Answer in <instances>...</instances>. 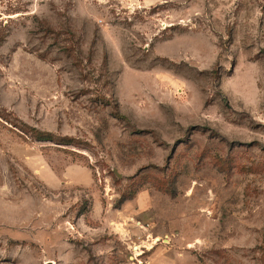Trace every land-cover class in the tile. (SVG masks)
I'll use <instances>...</instances> for the list:
<instances>
[{
  "label": "rangeland",
  "instance_id": "1",
  "mask_svg": "<svg viewBox=\"0 0 264 264\" xmlns=\"http://www.w3.org/2000/svg\"><path fill=\"white\" fill-rule=\"evenodd\" d=\"M49 263L264 264V0H0V264Z\"/></svg>",
  "mask_w": 264,
  "mask_h": 264
},
{
  "label": "trees",
  "instance_id": "2",
  "mask_svg": "<svg viewBox=\"0 0 264 264\" xmlns=\"http://www.w3.org/2000/svg\"><path fill=\"white\" fill-rule=\"evenodd\" d=\"M39 141H52L51 139H47V138H40Z\"/></svg>",
  "mask_w": 264,
  "mask_h": 264
},
{
  "label": "water",
  "instance_id": "3",
  "mask_svg": "<svg viewBox=\"0 0 264 264\" xmlns=\"http://www.w3.org/2000/svg\"><path fill=\"white\" fill-rule=\"evenodd\" d=\"M50 264V263H49Z\"/></svg>",
  "mask_w": 264,
  "mask_h": 264
}]
</instances>
